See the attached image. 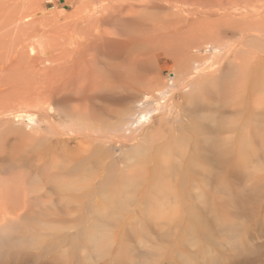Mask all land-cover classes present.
I'll return each instance as SVG.
<instances>
[{"label": "bare ground", "instance_id": "bare-ground-1", "mask_svg": "<svg viewBox=\"0 0 264 264\" xmlns=\"http://www.w3.org/2000/svg\"><path fill=\"white\" fill-rule=\"evenodd\" d=\"M42 1L0 0V264H45L44 256L49 251L46 246L43 248L45 241L41 243V237L32 235V232L29 234L31 224L37 223L35 215L75 211H96L95 214H101L106 210H98L100 208L92 206L94 203L87 201L84 205H73L62 200L67 196L71 199H90L91 202L96 196L102 202H107L109 184L117 180L116 174L112 171L109 174V170H106L109 160L106 158L110 157H107V148L112 142L109 133L121 131L132 112V106L139 107L142 101L156 102V93L153 95V92L159 93L158 90L165 86L159 83L161 80L158 81V76L150 77L155 75L157 65L154 53L162 51L172 63L176 78L173 83L177 89L193 87L195 90H191L196 91L198 87H213L219 94L223 91L227 95L228 92L232 95L235 93L239 111L244 108L250 111L248 107L252 103L247 95L250 97L252 86L264 78V0H81L74 11L76 20L69 23L66 22L68 16L43 13ZM208 60H212L207 65L208 71L199 75ZM255 91L252 89L253 93ZM263 91H260L261 94ZM141 92L142 96L139 94ZM225 92L222 95H226ZM255 94L253 97L256 99L258 91ZM138 95L141 96L140 100ZM199 98L194 100L197 107L193 105L195 109H189L195 116H200L198 107H202V103ZM263 98L261 103V100H252L259 106L263 103L264 107ZM154 104L155 112L161 110L163 113L166 110L162 109L166 104ZM228 104L229 107L232 103ZM242 112L238 113L241 115ZM247 112L248 120H244L241 126V121L235 120L239 126L231 124L232 132V127H228L236 137L225 141L227 144L221 139L204 138L202 143H207V151L211 149L209 153L213 158L210 159L216 162V166L231 167L230 163L226 164L230 153L226 148H239V159L247 161L250 158L252 135L256 133L252 132L248 122L250 112ZM192 113H187L189 115L186 117L191 119ZM178 114L183 116L182 113ZM170 115L174 114L167 115L168 119ZM236 118L241 117L236 114ZM141 119L144 116L139 118L138 123ZM24 120L32 125L28 130H25ZM231 120H228L229 125ZM178 121L171 125L169 123L168 127L163 121L157 123L158 127L154 123L157 132L153 124V131L146 127L148 129L134 137L138 144L131 146L132 152H129L130 156L127 153L125 160L151 164L148 156L151 153V156H155L152 162L155 161L156 166V154L159 155L161 145L164 146L162 149L170 148L165 146L169 143L174 148L187 147L190 144L186 143L190 140L189 132L208 134L201 120L190 121L186 125L181 122L177 124ZM173 124L178 129L177 136ZM118 135L121 138V134ZM118 135L113 138H119ZM77 138L91 149L75 153L79 151L76 149L74 153H68L65 149L68 148V141ZM123 138L120 143L126 139ZM10 140L14 141L12 148H18V155L12 160L6 154ZM151 142L161 145L159 148H154L156 145L148 148ZM29 155L35 156L36 162L42 159L44 165L42 163L37 168L31 166ZM228 171L223 168L214 174L208 172V176L216 180L225 176L226 179ZM230 173L227 177L233 176L232 171ZM44 198H51V201H43ZM118 204L116 202V206ZM116 206L115 210H121V206ZM189 214L191 216L192 213ZM193 221L201 225L199 219ZM95 227L96 234L89 235L94 245L102 238L104 229L102 225ZM37 238H41V242ZM182 260L188 264L191 259ZM49 262L55 263V257Z\"/></svg>", "mask_w": 264, "mask_h": 264}, {"label": "rangeland", "instance_id": "rangeland-1", "mask_svg": "<svg viewBox=\"0 0 264 264\" xmlns=\"http://www.w3.org/2000/svg\"><path fill=\"white\" fill-rule=\"evenodd\" d=\"M80 1L81 0H54V2H52L49 0V3L47 0H43V13L47 15L57 13L59 17L63 15L68 16L69 18L66 22L69 23L70 20H76L74 11L76 10V4ZM96 6L99 7L98 4ZM96 6L95 8H97ZM62 22L61 20V23ZM222 53L223 52H221V54ZM153 55L156 60L155 64L157 65L155 66V75L153 74L150 77L152 79V77L158 76V81L161 80L159 83L163 84V86L165 84L163 89H160L162 92L158 90L159 93L153 92V95L156 93L154 96L156 102L161 103L162 106L166 104L165 107L163 106V110L166 109L165 111H167L169 109L170 111H167V114H164L166 113L165 111L161 113V110L157 113L154 111V103L156 102H151L152 100L150 99L151 103L148 101V103H145L146 101L143 103L142 101L139 103L141 106H132V112L129 117H127V123L119 133H109V138L113 139H111L113 143L111 142V145L108 144L107 150H109V152L107 157H109V155L110 157L106 159H109L110 163L109 160H107L108 162L105 161L107 165L105 166L106 170H109V174L110 171L116 174V176H114L117 180L110 183L109 185L111 186L108 185V189H110L107 193L108 200L106 203L104 201L102 202V200L96 196L93 197V199L91 198L92 203L90 199L89 201L88 199H71L67 196L65 199L62 198L64 199L62 200L63 202H69L73 205L76 203L83 205L87 202L90 204L94 203L92 206L100 208L98 210L106 209L104 210L106 212L103 211L105 214L101 211L104 216L99 212V214H95L96 211L91 213L88 211H85V213L83 211H75L61 214L48 212L46 214L43 213V215H35L36 217L34 219L37 220V223L31 224L29 227V234L32 232V235L41 237L42 239H40L42 242L38 239L39 237L37 238L38 242L40 241L43 243L45 241L46 243L44 242L42 244L44 245L43 248L47 247L49 251H51L46 252L43 261H45V264H185L182 259H186V261L191 259L188 264H264V114L261 116V114L264 113V107H262L263 103L260 104L261 106L257 104L259 100H261L259 103L263 101L264 78L262 77L259 82L263 84L260 85L258 83L260 86L258 84L252 86L254 87L252 88L254 91L258 88V90L255 91V93L258 91L260 95L258 96L257 94V96H255L257 100L253 97V95L256 94L252 92V89L250 90L251 98L247 95L250 100L249 102L252 103V105L249 104L248 107V109L250 108V113L244 108L240 110L241 112L243 111L240 115L237 105L238 98L235 93L232 95V93L229 94L228 92L227 95L225 91H220L221 93L219 94V91L213 87H208L209 89L207 87L204 89L201 87L203 91H201L199 87L196 91H194L195 89L193 87H187L186 89L178 87L177 89L176 84L173 83L176 78L170 60L166 59L167 57H165L166 55L164 56L162 51L154 53ZM211 61L212 60H208L207 63L205 62L206 67L203 69V66V72L200 68L201 71L198 73L199 75L206 74L208 71L207 65H209ZM217 66L219 67V65ZM211 89H214V92ZM139 91H141L140 88ZM192 91H194L193 94ZM260 91H263V93L261 94ZM224 92L226 95H222ZM216 93L219 95H217L218 97L215 95ZM139 94L142 96V92ZM261 95L263 96L261 97ZM141 96L138 95L139 100ZM196 96H202V99L197 97L200 99V103H202V107L200 106L201 104L199 105L200 107H198L200 110L199 115L203 116L202 118L200 116H195L192 113L193 111L190 112L197 107L194 101L197 99ZM226 96L227 98L228 96L230 97L227 99L225 98ZM223 99L227 100L225 101ZM232 99L235 100V102L232 101ZM252 99L257 102L254 103ZM168 101L170 102V106L172 104V110L171 107L168 106ZM227 102L232 104H228L230 105L228 107ZM146 105L149 107L147 108ZM193 105H195V108ZM150 106H152V108H150ZM168 112L174 114L173 116L170 115L169 119L167 115L170 113ZM186 112L189 114L192 113L193 116H189L191 119L186 117L189 115ZM246 112L251 115L248 114V122L253 129L252 132L255 131L254 134L256 133L252 135L253 147L251 148L252 152L250 158L247 161L241 158L239 159L237 158L239 148H226L230 150V153L232 152L230 155L228 150V162L226 163H230L231 167H227L228 165L221 167L227 171L229 170L227 176L231 174L230 171H232L233 176H226V179L224 176V178L218 180H216L215 177L211 178V176H208V172L214 174V172L217 173L218 170L221 171L222 169L219 165H217V168L216 162L210 159L213 158L209 153L211 149L208 148L210 151H207V143L203 145L205 144L202 143L204 138L211 137L212 139H221L224 143L225 141L227 142L228 139L232 140L236 137V134L230 133L233 129L231 124L240 120L241 123L239 122V124L241 126L248 120ZM178 113H182L183 116H180ZM235 113L237 117L241 118H236ZM231 114L234 117L231 116ZM177 115L180 117L178 116L179 118H175L174 116ZM141 116H144V119L140 120L141 124L144 123L142 124L143 126L138 123ZM245 116L246 119H244ZM170 117L173 121H171ZM181 117L183 119H181ZM196 117H200L201 119ZM164 118L166 120L168 119V122ZM158 120L161 122L163 121L166 125H162H165V127H168L169 123L170 125L172 122L176 123L178 120L177 124L181 122V124L183 123L184 125L188 124L190 121L196 122L198 120L199 122L201 120L200 123L207 129L209 136L208 134H206V136L197 132L194 134L193 132H191L192 134L189 132L188 135L190 140H187L186 143L190 142V144L188 143L189 145L187 144V147L182 146L179 148L178 146L174 148L172 143H169V145L167 144L165 146H170V148L162 149L164 146L161 144L156 145L151 142V146H149V142L147 144V146H149L148 148H153L154 145H156L154 148H159V145L162 146H160V151H158L161 157L156 154V156H158L156 166L154 164L155 161L154 163L152 162L155 156H151V153L148 155L150 157V160H148L149 162L151 161V164L148 162L146 164V161H143L144 164L142 165L140 161L137 162L135 160L136 162L132 163L129 160H125L127 155L129 154L128 156H130L131 154L129 153L133 149H131V146L136 143L138 144V140L136 141L134 137L137 138L143 130L151 128L152 124L154 126L156 124L158 127L159 124L157 125V123L161 124ZM228 120L233 122H230L229 125ZM29 124L27 120H24V126L27 127L25 130H28L29 127L32 126ZM174 124L173 131L175 132L176 129L175 134L177 136L179 132ZM224 124L227 125L224 126ZM236 125H238V123H235L233 126ZM156 126L155 128L153 127L155 131L157 128ZM230 126L232 128L229 131L228 127ZM154 129H152V131ZM116 134H121V138L124 137L123 139L126 137L129 142L125 139L126 141L124 140V142H122L124 144L120 143L119 141L121 138L119 135V138H113L117 136ZM190 134L192 136L194 135L193 138L195 139H193ZM11 141L12 140L8 143V148L6 149L9 153L6 151V154H8L9 157H7L12 160L18 155V148H12L14 141ZM158 141L154 142L157 143ZM68 143V148H65L68 153L75 152L76 149L79 151L75 153H80L82 150H87L86 152H88V150L91 149L86 148L88 144H83L78 138L72 141L70 140ZM14 149L16 150L13 152L12 150ZM161 150H165L163 151L164 153ZM154 151L152 153H154ZM14 153L16 155H13ZM34 157L33 155L30 157L31 160L29 164L31 162V166L35 165L34 167L37 168V166H41L42 163L44 165V162H41L42 159L36 162L37 159H34ZM206 160H209V163ZM177 165L180 168H178ZM153 171L156 173L152 174ZM154 178L156 181L153 180ZM115 179L113 177V181ZM213 179H215V181ZM132 181L133 183L135 182L134 184L136 185H134ZM51 198L53 199L54 197ZM51 198H44L42 200L49 202ZM116 202L117 204L122 203L125 209L122 208L121 204H118L121 206V210L120 208L115 210L114 206H116ZM189 212L193 215L191 214V216H189ZM190 218L192 219L190 220ZM196 218L197 220L199 219V224L201 225L194 224L196 222L193 220ZM102 221L104 224H102ZM96 224L104 227V237L102 235V238L94 245L89 239L91 238L90 236L96 234ZM205 227H207V229ZM41 243L38 245H41ZM49 245H51V247H49ZM40 247L42 248V246H39V248ZM54 257L56 262L50 263L49 261Z\"/></svg>", "mask_w": 264, "mask_h": 264}]
</instances>
